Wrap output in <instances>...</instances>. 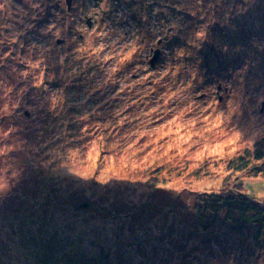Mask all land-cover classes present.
I'll return each mask as SVG.
<instances>
[{
	"label": "rangeland",
	"instance_id": "1",
	"mask_svg": "<svg viewBox=\"0 0 264 264\" xmlns=\"http://www.w3.org/2000/svg\"><path fill=\"white\" fill-rule=\"evenodd\" d=\"M256 150L264 0H0V264H264Z\"/></svg>",
	"mask_w": 264,
	"mask_h": 264
},
{
	"label": "trees",
	"instance_id": "2",
	"mask_svg": "<svg viewBox=\"0 0 264 264\" xmlns=\"http://www.w3.org/2000/svg\"><path fill=\"white\" fill-rule=\"evenodd\" d=\"M263 152L260 150H256L254 153V158L252 159L256 163L248 164L247 161H241L242 158H238L235 161L229 162V169L232 170L233 173L239 172L241 174L244 171H258L264 175V159ZM250 163V159H247ZM259 165V166H256ZM164 183V181H162ZM154 187V184L150 183ZM247 190V189H246ZM234 193V194H230ZM250 193L246 191V193H242L240 191H231L228 195H212L215 199L206 201L203 206L197 207V215L200 219V222L203 223V219H208L206 214H209L211 219H208L206 223L204 221L203 228L204 230H209L213 226L216 225L218 215L220 210L225 208L227 211V215L231 217L232 221H234L233 225L247 227H254V232L256 233L254 238L258 239L261 237V234L264 229V205L255 201L250 197ZM234 215L236 218L233 220Z\"/></svg>",
	"mask_w": 264,
	"mask_h": 264
},
{
	"label": "water",
	"instance_id": "3",
	"mask_svg": "<svg viewBox=\"0 0 264 264\" xmlns=\"http://www.w3.org/2000/svg\"><path fill=\"white\" fill-rule=\"evenodd\" d=\"M66 3H67V7H68V9H69L70 6H71L72 0H66ZM158 55H159V51L156 50V51L154 52V56L152 57V59H151V61H150L152 65L154 64V62H155L156 59L158 58ZM85 206H86V205H85Z\"/></svg>",
	"mask_w": 264,
	"mask_h": 264
}]
</instances>
